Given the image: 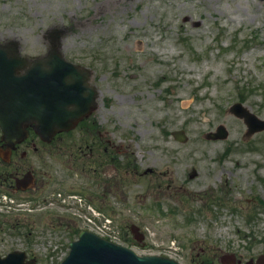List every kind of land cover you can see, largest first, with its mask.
I'll use <instances>...</instances> for the list:
<instances>
[{
  "label": "rangeland",
  "instance_id": "rangeland-1",
  "mask_svg": "<svg viewBox=\"0 0 264 264\" xmlns=\"http://www.w3.org/2000/svg\"><path fill=\"white\" fill-rule=\"evenodd\" d=\"M53 27L68 30L65 57L94 72L99 129L120 138L138 168L122 171L131 199L120 204V243L155 255L174 241L165 254L182 264H201L204 250L235 253L244 264L264 255V132L247 137L229 112L241 103L264 120V2L0 0V41L18 40L24 56L45 55ZM220 127L227 138L212 139ZM62 179L74 189L62 192L85 189L81 174ZM73 217L56 213L51 223L35 215L13 242L38 264H61L76 234L64 220L84 228Z\"/></svg>",
  "mask_w": 264,
  "mask_h": 264
},
{
  "label": "water",
  "instance_id": "water-1",
  "mask_svg": "<svg viewBox=\"0 0 264 264\" xmlns=\"http://www.w3.org/2000/svg\"><path fill=\"white\" fill-rule=\"evenodd\" d=\"M61 32L46 59L30 64L19 55L18 45L11 42L0 45V128L5 136L16 137L24 129L34 126L41 136L74 128L92 109L97 91L90 87V72L67 63L58 51ZM26 70L23 76L18 72ZM236 116L244 118L249 135L264 130V121L247 111L241 104L231 108ZM180 142L187 137L183 132L174 134ZM216 138H226L227 132L219 128ZM80 240L71 244V253L63 264H177L168 259L139 257L134 252L111 244L93 234L83 232ZM24 253L0 257V264L25 263ZM264 263V258L260 259Z\"/></svg>",
  "mask_w": 264,
  "mask_h": 264
},
{
  "label": "flooded vegetation",
  "instance_id": "flooded-vegetation-1",
  "mask_svg": "<svg viewBox=\"0 0 264 264\" xmlns=\"http://www.w3.org/2000/svg\"><path fill=\"white\" fill-rule=\"evenodd\" d=\"M79 133L82 135L75 138L59 134L47 142L30 131L25 140L14 146L8 145L0 135V198L35 203L36 214L53 209L54 216L57 211L51 197L62 186V177L70 180L75 171H81L86 180L87 198L109 208L115 220L121 221V139L109 137L92 118L85 121ZM6 217L0 222V247L10 250L13 243L8 246L7 242L12 241L11 237L3 239L1 234L7 235L12 228L28 222L31 215L17 210ZM239 261L238 264H243L242 259Z\"/></svg>",
  "mask_w": 264,
  "mask_h": 264
}]
</instances>
